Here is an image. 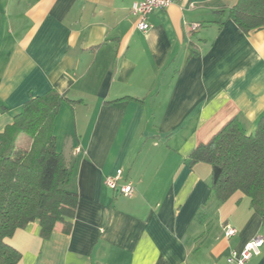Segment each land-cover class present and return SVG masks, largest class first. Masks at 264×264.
Instances as JSON below:
<instances>
[{
  "label": "crops",
  "instance_id": "obj_1",
  "mask_svg": "<svg viewBox=\"0 0 264 264\" xmlns=\"http://www.w3.org/2000/svg\"><path fill=\"white\" fill-rule=\"evenodd\" d=\"M138 1L0 0V134L32 97L73 101L54 134L77 210L48 238L38 220L18 229L20 264H228L264 238L249 197L217 201L211 166L190 165L230 118L252 134L264 117V28L238 30V0H173L144 32ZM119 169L131 197L105 184ZM247 264H264V244Z\"/></svg>",
  "mask_w": 264,
  "mask_h": 264
},
{
  "label": "trees",
  "instance_id": "obj_2",
  "mask_svg": "<svg viewBox=\"0 0 264 264\" xmlns=\"http://www.w3.org/2000/svg\"><path fill=\"white\" fill-rule=\"evenodd\" d=\"M241 33L264 28V0H238L227 11ZM220 15L224 10L218 11ZM65 94L51 89L26 101L0 134V264H20L8 239L38 220L48 238L56 224L74 218L79 198L69 187L73 171L56 148L55 119ZM211 166V188L219 202L242 192L264 222V117L247 134L237 117L226 121L190 155V165Z\"/></svg>",
  "mask_w": 264,
  "mask_h": 264
},
{
  "label": "built area",
  "instance_id": "obj_3",
  "mask_svg": "<svg viewBox=\"0 0 264 264\" xmlns=\"http://www.w3.org/2000/svg\"><path fill=\"white\" fill-rule=\"evenodd\" d=\"M173 3V0H141L135 2L132 6V13L137 19V28L141 31H148L151 27L149 23V15L157 9H165ZM122 170H117L114 176H109L105 179V184L118 191L127 197H131L135 188L129 181L122 180ZM236 233V229L230 225L224 227V235L231 237ZM264 244V238L262 236H254L249 242L246 243L241 250H232L227 256L228 264H247L248 261L261 252V247Z\"/></svg>",
  "mask_w": 264,
  "mask_h": 264
}]
</instances>
